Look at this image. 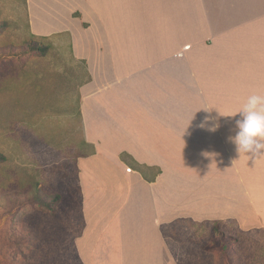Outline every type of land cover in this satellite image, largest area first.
I'll return each instance as SVG.
<instances>
[{
  "label": "crops",
  "instance_id": "crops-1",
  "mask_svg": "<svg viewBox=\"0 0 264 264\" xmlns=\"http://www.w3.org/2000/svg\"><path fill=\"white\" fill-rule=\"evenodd\" d=\"M24 5L28 34L66 37L89 76L78 89L90 146L76 160L82 264H177L167 238L178 222L264 231V156L227 140L229 116L264 95V0Z\"/></svg>",
  "mask_w": 264,
  "mask_h": 264
},
{
  "label": "rangeland",
  "instance_id": "rangeland-1",
  "mask_svg": "<svg viewBox=\"0 0 264 264\" xmlns=\"http://www.w3.org/2000/svg\"><path fill=\"white\" fill-rule=\"evenodd\" d=\"M0 24V264H82L74 241L84 64L66 37L28 34L24 0H0ZM34 44L44 50L28 51ZM221 232L236 238L226 253L214 246ZM167 241L177 264H264V231L179 222Z\"/></svg>",
  "mask_w": 264,
  "mask_h": 264
},
{
  "label": "clouds",
  "instance_id": "clouds-1",
  "mask_svg": "<svg viewBox=\"0 0 264 264\" xmlns=\"http://www.w3.org/2000/svg\"><path fill=\"white\" fill-rule=\"evenodd\" d=\"M229 117H238L234 120V134L227 140L235 146L239 156L248 154L253 160L264 156V95H250L238 113ZM209 119L205 117L200 127H205ZM219 127V123H215L208 130L216 131Z\"/></svg>",
  "mask_w": 264,
  "mask_h": 264
},
{
  "label": "trees",
  "instance_id": "trees-1",
  "mask_svg": "<svg viewBox=\"0 0 264 264\" xmlns=\"http://www.w3.org/2000/svg\"><path fill=\"white\" fill-rule=\"evenodd\" d=\"M75 16H78V15L75 14ZM0 25H2V24H0ZM39 39L49 40L50 37H42V38H39ZM43 50H44V48H40V47L36 46V44H34V45H31V46L29 47V50H28V51H40V52H42ZM82 63L84 64V62H82ZM84 70H85V77H86V79H85L84 82H87L88 79H89V76H88V73H87V71H86V69H85V64H84ZM81 84H82V83H81ZM81 84H80V85H81ZM80 85H79V86H80ZM78 102H79V101H78ZM77 113H78V117H79V119H80V129H81V115H80V112H79V107L77 108ZM89 152H90V146H89V145L86 143V141L82 138V139L80 140V142H79V147H78V150H77L76 160H77L78 157H81V156H83V155H85V154H87V153H89ZM81 221H82V226H81V229H80L78 235L81 234L82 229H83V219H82V216H81ZM178 223H179V222H178ZM207 223H210V224L215 225V226L220 225V222H203V223H201V224H207ZM78 235H77V236H78ZM234 241H236V238H234V237L231 236V235L226 236L223 232H221V233H220V236H219V239H218V241L214 244V246L220 248L221 251H222L223 253H226V248H227V246H228L230 243L234 242ZM211 247H212V246H209V245H208V246H205L206 249H209V248H211Z\"/></svg>",
  "mask_w": 264,
  "mask_h": 264
}]
</instances>
